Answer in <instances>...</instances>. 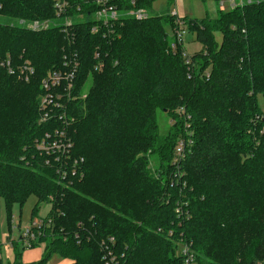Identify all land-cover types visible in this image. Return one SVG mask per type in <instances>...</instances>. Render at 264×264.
<instances>
[{
  "label": "trees",
  "instance_id": "obj_1",
  "mask_svg": "<svg viewBox=\"0 0 264 264\" xmlns=\"http://www.w3.org/2000/svg\"><path fill=\"white\" fill-rule=\"evenodd\" d=\"M92 1L69 0L66 15L86 18L67 34L60 26L41 33L17 26L60 21L54 0H0V197L9 223L14 206L31 196L50 205L45 220L52 219L32 245L46 244L41 259L25 263L18 241L9 264H48L54 255L71 264H183L182 242L198 264H264V0L180 19L204 51L190 67L183 45L171 49L167 27L175 30L179 19L152 14L156 0H116L123 11L149 16L121 18L108 38L91 32ZM97 49L102 73L93 72ZM76 52L75 95L92 86L68 104L80 169L63 179L36 149L60 126L39 123L41 81ZM8 59L14 68L30 61L31 81L9 74ZM158 111L174 121L166 136ZM180 142L184 156L175 164Z\"/></svg>",
  "mask_w": 264,
  "mask_h": 264
},
{
  "label": "built area",
  "instance_id": "obj_2",
  "mask_svg": "<svg viewBox=\"0 0 264 264\" xmlns=\"http://www.w3.org/2000/svg\"><path fill=\"white\" fill-rule=\"evenodd\" d=\"M225 1L230 5V10L239 7H244L252 3L254 0H222L221 9H225ZM96 8L93 13L89 15L93 24L91 32L94 35L104 34L103 38H108L114 34V25L121 18L131 17L136 20H144L149 14L145 9L133 8L128 11L120 9L116 0H94L92 1ZM133 5L135 2H132ZM71 5L69 0H54V9L56 16L60 21L52 20H18L17 26L35 33H41L49 30L51 27H62L64 33L69 34L70 30L74 29L76 21H84L86 16L78 14L76 19L67 16V12ZM187 33L186 25L177 21V28L172 31L173 37L176 41L172 44V51H177L179 44L183 45L184 35ZM73 38V35H72ZM183 57L185 63L190 67L192 65L191 57L184 50ZM95 63L93 65V72L102 73L105 70V62L101 57V52L97 49L94 53ZM4 65V64H2ZM9 74L15 75L20 81L30 82L35 75V68L30 61L24 62L18 68L11 65L10 59L7 60L6 65ZM81 67L79 53L66 54L63 59L61 68L50 72L41 81L42 96L40 97L39 107V123L50 124L52 120L60 122V126L47 131L45 135L37 141L36 149L42 156H47V162L53 163L59 175L65 179L67 174L75 175L79 172L80 165L77 159L71 156V149L73 146L72 140L68 135L66 128L67 123V108L70 101L81 97L84 92L85 85L80 89V94L75 95L77 86V78ZM184 144L177 149V156L175 163H179L184 156ZM185 147V146H184ZM45 218L32 220L30 223L23 225L20 222L16 223L13 217L12 230L16 232L15 239L21 241L26 247V250H33V244L39 238L45 236V229L52 224V219L47 222ZM114 242V238L111 239ZM179 246L180 249H179ZM35 249V248H34ZM177 256L182 258L183 264H198L197 258L192 245L182 242L177 247ZM3 261L2 246L0 245V262Z\"/></svg>",
  "mask_w": 264,
  "mask_h": 264
},
{
  "label": "rangeland",
  "instance_id": "obj_3",
  "mask_svg": "<svg viewBox=\"0 0 264 264\" xmlns=\"http://www.w3.org/2000/svg\"><path fill=\"white\" fill-rule=\"evenodd\" d=\"M221 2L222 0H156L152 5V14L155 15H174L177 19L181 20H204L206 18H215L218 16L219 11H221ZM225 9L223 12L230 11V5L225 1ZM184 23V21H181ZM187 27V26H186ZM169 33V39L173 40L172 30L167 27ZM201 44L196 40V36L188 32L184 35L183 47L187 54L190 57L196 54L204 53L203 48L199 49ZM199 49V50H198ZM198 50V51H197ZM192 61V58H191ZM92 86V80H89L84 88L83 96L86 97L88 90ZM259 104L264 110V99L258 97ZM157 121L159 126V131L161 135L166 136L169 133V130L174 125V121L169 115L158 111ZM180 142L176 148L181 146ZM184 144V142H183ZM185 146V145H184ZM183 146V148H184ZM151 167L156 168V158H151ZM176 160H174L175 162ZM177 164V163H175ZM38 210V213L34 214L35 210ZM50 205L40 204L38 199L35 196L29 197V199L24 203L22 207L18 205L13 208V217L16 223L20 222L23 225L30 223L32 220H38L40 218H45L50 212ZM13 220V219H12ZM16 232L12 230V224L8 221V215L5 208L4 200L0 197V245L2 246L3 252V263L9 264L13 263L15 260V247L14 244H18V239H15ZM46 244L41 243L35 252L39 254V258L42 257V254L45 250ZM181 246H179L180 249ZM28 250L23 253V257L29 256ZM25 259V258H24ZM64 261L58 255L52 256L48 264H62ZM25 262V261H24ZM28 263V262H25Z\"/></svg>",
  "mask_w": 264,
  "mask_h": 264
},
{
  "label": "crops",
  "instance_id": "obj_4",
  "mask_svg": "<svg viewBox=\"0 0 264 264\" xmlns=\"http://www.w3.org/2000/svg\"><path fill=\"white\" fill-rule=\"evenodd\" d=\"M201 48H203L202 45L200 46L199 49H201ZM199 49H198V50H199ZM198 50H197V51H198ZM34 250H35V249H33V250H28V251H30V252H29V256H28V257H23V260H24L25 262L30 263V262L38 261V260L41 259V258H39V257H40L39 254H37ZM24 258H25V259H24ZM62 264H71V262H70L69 260H64Z\"/></svg>",
  "mask_w": 264,
  "mask_h": 264
}]
</instances>
